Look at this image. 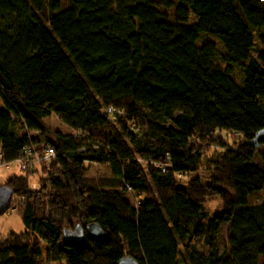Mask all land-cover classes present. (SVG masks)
Returning a JSON list of instances; mask_svg holds the SVG:
<instances>
[{
  "label": "trees",
  "instance_id": "16d2710c",
  "mask_svg": "<svg viewBox=\"0 0 264 264\" xmlns=\"http://www.w3.org/2000/svg\"><path fill=\"white\" fill-rule=\"evenodd\" d=\"M66 1L0 0V162L54 151L44 195L34 170L3 183L25 230L0 237V264H264V199L248 203L264 140L244 144L264 126V0H158L172 20L151 0ZM89 222L103 238L62 240Z\"/></svg>",
  "mask_w": 264,
  "mask_h": 264
},
{
  "label": "rangeland",
  "instance_id": "374dc122",
  "mask_svg": "<svg viewBox=\"0 0 264 264\" xmlns=\"http://www.w3.org/2000/svg\"><path fill=\"white\" fill-rule=\"evenodd\" d=\"M153 3L154 8L157 11L164 12L169 20H172V12H173V7L170 8H164L158 0H151ZM59 2V7L64 8L67 5L66 0H58ZM193 21L192 17H189L188 22ZM210 41H213L217 48L220 50L221 46L216 41L214 38L208 37L207 38ZM204 39L199 38L197 40V45H199ZM254 50L256 46L254 45ZM253 54V53H252ZM238 73V70L235 69L234 72V77H236ZM43 125L47 127L49 130L52 131H58L61 134H68L69 129L60 123L57 118L54 115H49L47 118L43 119ZM222 138L223 141L230 143L231 138L228 136L227 133L222 132ZM216 149V146H212L206 153L209 154L212 150ZM259 150H264V146L259 147ZM85 165V171L84 175L87 178H99V177H107L109 176V168L107 165H101V164H90V163H84ZM49 168V165L47 167H42V172L47 171ZM38 170V169H37ZM20 174V170L16 164L15 161L8 162L5 166L0 165V185H3V183L11 176H18ZM191 176H198L202 182H206L210 179V173L208 171H199L192 173ZM40 174L35 172L33 175L30 176V180L27 182V187L28 190L33 193L35 196H42L45 193L48 192V186H46L41 180H39ZM34 185V188L31 187V185ZM44 184V185H43ZM262 196V197H261ZM126 198L128 201L132 202L131 204H134L135 202L139 201L141 198L140 197H133L130 195L128 192L126 193ZM264 199V192L263 191H257L252 193L248 197V203H254L260 201V199ZM11 202L9 201L7 207L0 213V237L5 236L6 233L8 232H13L16 234L22 233L25 229L24 226L22 225L19 215L16 210H14V205H16L15 202V197L11 195L10 197ZM216 200H212L206 203L205 207L208 209V211H213L214 208L217 206ZM75 225V224H74ZM71 228V227H70ZM224 235V231H220L218 237H217V245L221 246L222 244V238ZM44 264V263H43ZM47 264H63V262L60 263H47Z\"/></svg>",
  "mask_w": 264,
  "mask_h": 264
},
{
  "label": "water",
  "instance_id": "95a60500",
  "mask_svg": "<svg viewBox=\"0 0 264 264\" xmlns=\"http://www.w3.org/2000/svg\"><path fill=\"white\" fill-rule=\"evenodd\" d=\"M264 140V126L255 131L252 137L244 142V144L256 147L260 141ZM12 195V190L5 185H0V213L7 207L10 197ZM83 232H85L89 237L93 239H101L104 237L103 231L95 222H89L81 227L79 224L73 225L71 228H63L61 230L62 240L73 243L80 240ZM115 264H137L136 261L128 256H122L119 258Z\"/></svg>",
  "mask_w": 264,
  "mask_h": 264
},
{
  "label": "built area",
  "instance_id": "2783aa9c",
  "mask_svg": "<svg viewBox=\"0 0 264 264\" xmlns=\"http://www.w3.org/2000/svg\"><path fill=\"white\" fill-rule=\"evenodd\" d=\"M121 110V109H119ZM106 112L110 111V107H107ZM82 149L79 148L78 151ZM54 159V151L48 144H42L39 149H35L31 144L23 148L22 153L14 160L22 171L35 170L39 167H47ZM7 163H1L0 165H6ZM34 188V185H31Z\"/></svg>",
  "mask_w": 264,
  "mask_h": 264
}]
</instances>
